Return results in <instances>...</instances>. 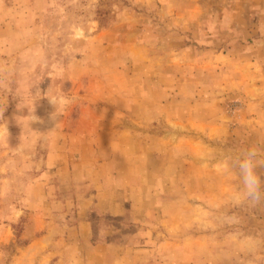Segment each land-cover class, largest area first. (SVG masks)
<instances>
[{"label":"rangeland","instance_id":"rangeland-1","mask_svg":"<svg viewBox=\"0 0 264 264\" xmlns=\"http://www.w3.org/2000/svg\"><path fill=\"white\" fill-rule=\"evenodd\" d=\"M246 148L264 0H0V264H264Z\"/></svg>","mask_w":264,"mask_h":264},{"label":"clouds","instance_id":"clouds-1","mask_svg":"<svg viewBox=\"0 0 264 264\" xmlns=\"http://www.w3.org/2000/svg\"><path fill=\"white\" fill-rule=\"evenodd\" d=\"M258 156L256 148H246L229 160V167L237 171L241 181V187L231 195L237 206L256 207L264 202V181L256 171Z\"/></svg>","mask_w":264,"mask_h":264}]
</instances>
